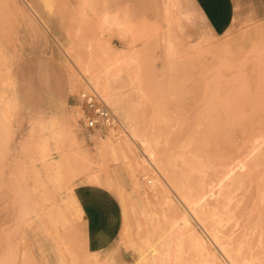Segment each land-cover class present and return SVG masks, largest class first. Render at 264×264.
<instances>
[{"label":"rangeland","instance_id":"obj_1","mask_svg":"<svg viewBox=\"0 0 264 264\" xmlns=\"http://www.w3.org/2000/svg\"><path fill=\"white\" fill-rule=\"evenodd\" d=\"M144 10L134 26L108 14L60 19L65 32L54 34L29 1L0 0V264H136L153 245L166 253L164 262L149 253L157 264H205L211 254L224 264L228 255L264 264V154L245 142L264 126V14L239 1L229 32L215 36L189 0H148ZM91 89L125 126L120 139L84 130L80 95ZM125 139L131 165L108 145ZM145 139L160 142L162 157L183 145V157L169 154L176 162L168 177L150 164ZM248 168L251 176L230 188ZM79 185L105 187L121 206L120 233L103 254L67 242L80 215L70 199ZM203 193L205 209L186 200Z\"/></svg>","mask_w":264,"mask_h":264},{"label":"crops","instance_id":"obj_2","mask_svg":"<svg viewBox=\"0 0 264 264\" xmlns=\"http://www.w3.org/2000/svg\"><path fill=\"white\" fill-rule=\"evenodd\" d=\"M27 1L32 3L39 17L47 19L50 31L54 34L65 32L60 19L69 17L108 14L118 23L134 26L148 16L144 10V2L148 0ZM189 1L200 21L215 36H221L230 29L237 15L239 1L251 7L256 16L264 14V0ZM45 2L54 4V13H50L44 6ZM74 196L81 213L66 234L67 242L81 254L105 253L116 242L122 226L119 202L108 189L98 185H79L74 189Z\"/></svg>","mask_w":264,"mask_h":264},{"label":"bare ground","instance_id":"obj_3","mask_svg":"<svg viewBox=\"0 0 264 264\" xmlns=\"http://www.w3.org/2000/svg\"><path fill=\"white\" fill-rule=\"evenodd\" d=\"M180 32V31H179ZM229 32V31H228ZM228 32H226V33H228ZM229 37V36H228ZM230 38V37H229ZM229 42V41H228ZM192 44V43H191ZM191 44H189V45H191ZM218 44V43H217ZM192 45H194V44H192ZM220 45V44H219ZM226 45V44H225ZM193 47V46H192ZM195 47V46H194ZM194 47H193V49H194ZM202 48V47H201ZM223 48V47H222ZM226 48H227V46H226ZM256 49V48H255ZM225 50H227V49H225ZM257 50V49H256ZM255 50V51H256ZM262 51H264V50H262ZM171 52V51H170ZM216 52V51H215ZM255 54H257V53H254V54H252V57L254 58L255 56H258V55H255ZM262 55H263V52H262ZM256 59V58H255ZM251 61H253V60H251ZM257 61V60H256ZM219 65V64H218ZM232 74V73H231ZM245 75V74H244ZM237 78V77H236ZM235 78V79H236ZM245 81H246V79H244ZM235 81V80H234ZM239 81V78L237 79V82ZM243 82V81H242ZM247 82V81H246ZM240 83V82H239ZM243 84V83H242ZM241 83H240V85H242ZM236 85V84H235ZM243 86V85H242ZM247 86V85H246ZM251 86V85H250ZM252 87V86H251ZM234 88V87H233ZM250 88V87H249ZM235 90H236V88H235ZM237 92L239 91V90H236ZM232 94V93H231ZM234 94V93H233ZM238 94V93H237ZM237 94H234L235 96L237 95ZM241 94V93H240ZM239 95V94H238ZM248 96H249V91H248V94H247ZM250 96H251V94H250ZM237 97V96H236ZM241 97V96H240ZM243 97V96H242ZM109 98V97H108ZM246 98V97H245ZM255 98H256V95H255ZM230 99V98H229ZM232 99V98H231ZM251 98H249V99H247V100H250ZM225 100V99H224ZM228 100V98H226V100L225 101H227ZM233 100H234V97H233ZM251 100H254V98L253 99H251ZM112 101V100H111ZM263 101V100H262ZM113 102H115L114 104L116 105V107L118 106L117 105V103H116V101L115 100H113ZM224 103V102H223ZM229 103V102H228ZM250 102H248V104H249ZM258 103H260V102H258ZM226 104V103H225ZM251 104V103H250ZM207 106H209V104H207ZM229 106V105H228ZM221 107H222V105H221ZM223 107L225 108V105H223ZM209 108V107H208ZM223 108V109H224ZM226 108H228V107H226ZM226 108H225V110H226ZM232 108H234V106L232 107ZM236 108V107H235ZM254 108V107H253ZM230 109H231V107H230ZM257 109V108H256ZM255 109V110H256ZM262 109V108H261ZM260 109V110H261ZM209 110H210V108H209ZM224 110V111H225ZM234 110V109H233ZM238 110V109H237ZM223 111V110H222ZM222 111H220V112H222ZM254 111V110H253ZM228 112V110L226 111V113ZM232 112V111H231ZM234 112V111H233ZM249 112V111H248ZM250 112H252V111H250ZM225 113V114H226ZM229 113V112H228ZM238 113H240L241 114V112H238ZM202 114H203V112H202ZM236 114H237V112H236ZM240 114H237V115H240ZM246 114V113H245ZM68 115V114H67ZM204 115V114H203ZM227 115V114H226ZM229 115H230V113H229ZM234 115V114H233ZM250 115V114H249ZM243 116H245V115H243ZM79 117V116H78ZM202 117H204V116H202ZM227 118H228V120L227 121H229V118L230 117H228V115L226 116ZM233 117V121H234V119H236L238 116H236V118H234V116H232ZM250 117H251V115H250ZM59 118V117H58ZM74 118H75V116H74ZM226 118V119H227ZM77 119V118H76ZM221 119H223V118H221ZM250 119V118H249ZM224 120V119H223ZM237 120V119H236ZM239 120L240 119H238V123H236V124H239ZM246 120H248V119H246ZM251 120V119H250ZM232 121V120H231ZM233 121H232V123H233ZM249 121V120H248ZM224 123H226L225 121H224ZM61 124V123H60ZM227 125L226 126H230V125H232L233 126V124H228V123H226ZM77 125V124H76ZM64 126V125H63ZM73 126H74V123H73ZM225 126V125H224ZM201 127V126H200ZM72 128V127H71ZM229 128V127H228ZM65 129H66V127H65ZM194 129V128H193ZM192 129V130H193ZM203 129V128H202ZM165 131V130H164ZM195 132H196V130H194ZM163 132V131H162ZM161 133V132H160ZM165 133V132H164ZM175 133V132H174ZM192 133V132H191ZM198 133H200V132H198ZM70 134L71 135H75V133H73V132H71L70 131ZM131 134H133V135H137L138 134V129H135V128H131ZM166 134V133H165ZM165 134H163V135H165ZM176 134V133H175ZM193 134V133H192ZM191 134H189V136H190ZM160 136H161V134H160ZM197 136H198V134H197ZM200 136V135H199ZM201 136L202 137H204L203 136V133L201 132ZM162 137V136H161ZM186 137H188V135L186 134V136H185V140L184 141H186ZM191 138L193 137V135L192 136H190ZM202 137H201V140L199 141V142H201L202 141ZM131 138H132V136H131ZM157 138H158V136H157ZM236 139V138H235ZM234 139V140H235ZM193 140V139H192ZM194 140H198V139H194ZM193 140V141H194ZM238 140V139H237ZM179 141V140H178ZM177 141V142H178ZM187 141H188V139H187ZM189 141H190V139H189ZM193 141H191V143H194ZM242 141V144H243V140H241ZM255 142L254 143V145L255 146H258L257 147V149L259 148V150L261 149V147H262V150L261 151H263L264 150V126L263 127H261V126H258V127H253L252 129H250V133L248 132V135L245 137V142ZM199 142H198V144H199ZM205 142V141H204ZM204 142H202L203 143V145H205L204 144ZM159 143L160 142H158V140H154V139H152V143L151 142H149V141H146V139L143 141V147H144V149H145V152L149 155V160H150V164L156 169V170H158V172H160V174H161V176L163 177L164 175L165 176H167L168 177V172L169 171H171V168H175V166H173V164H172V161L174 160L175 161V159H173V157L174 158H176L177 156H176V153H172L174 150L179 154L178 156H181V147H183V145L181 146V144H177V145H180V147L179 146H174V148H173V150H172V152L170 151L169 152V154H174V156L172 157V155H169V154H164L163 155V157L161 156V155H159V153H158V151L160 152V148L159 149H157V147H158V145H159ZM179 143V142H178ZM187 143L188 142H185V144L187 145ZM190 143V142H189ZM201 143V144H202ZM197 144V143H196ZM197 144V145H198ZM201 144H199L200 145V147H201V149L203 148L202 146H201ZM108 145H109V147H110V149H111V152L113 153V154H116V153H118V154H120V156L122 157V158H124V161L126 162V163H130V165H131V162H130V156H134V153H133V150L131 149V144H130V142H129V140H124L122 143L120 142V143H117V144H115V143H110V142H108ZM175 145V144H174ZM189 145H195V143L194 144H189ZM198 145V146H199ZM164 146V145H163ZM196 146V145H195ZM197 146V147H198ZM190 147H192V146H190ZM166 148V147H165ZM240 148V147H239ZM168 149V148H167ZM172 149V148H171ZM194 149V148H193ZM192 149V150H193ZM204 149V148H203ZM166 150V149H165ZM183 150H185V147L183 148ZM182 150V151H183ZM197 150H199V147H198V149H196L195 151H197ZM174 151V152H175ZM180 151V152H179ZM186 152L188 151V150H185ZM200 151V150H199ZM204 150H202V151H200V157H201V159H202V157L204 158V156H202L203 154H201L202 152H203ZM260 151V152H261ZM184 152V151H183ZM191 152V151H190ZM190 152H188V153H190ZM194 151H192L190 154L191 155H193L192 153H193ZM260 152H258L259 154H264V152L263 153H260ZM252 153V151L250 152V154ZM186 154V153H185ZM184 154V155H185ZM189 154V155H190ZM205 154V153H204ZM255 154H257V152L255 153ZM254 154V155H255ZM259 154H257V155H259ZM195 155V154H194ZM197 155H198V153H197ZM248 154H246V156H247ZM253 155V156H254ZM186 156H187V154L184 156V158H186ZM249 156V155H248ZM247 156V157H248ZM181 157H183V156H181ZM180 157V158H181ZM192 157V156H191ZM191 157H189V158H191ZM197 157V156H196ZM195 157V158H196ZM198 157H199V155H198ZM179 158V159H180ZM183 158V159H184ZM246 158V157H245ZM261 158H263V157H261ZM173 159V160H172ZM182 158H181V160H183ZM192 159V158H191ZM190 159V160H191ZM194 159V158H193ZM192 159V160H193ZM198 159H200V158H198ZM243 159V158H242ZM257 159V158H256ZM253 160V159H252ZM251 160V161H252ZM259 160V159H258ZM194 161V160H193ZM196 161H197V159H196ZM240 161V160H239ZM242 162L244 161V160H241ZM240 161V162H241ZM176 162V161H175ZM177 162H178V160H177ZM241 162V163H242ZM250 162V161H249ZM249 162H247L248 164H249ZM256 162L258 163V161L256 160ZM187 163H189V162H187ZM192 163V162H191ZM259 163H262V162H260L259 161ZM176 164V163H175ZM174 164V165H175ZM178 164V163H177ZM179 164H181V163H179ZM182 164H183V162H182ZM190 164V163H189ZM243 164V163H242ZM255 164V163H254ZM184 165V164H183ZM191 166H192V164H190ZM194 165H196V162H195V164ZM200 165V164H199ZM173 166V167H172ZM177 166V165H176ZM181 166V165H180ZM201 166V165H200ZM235 166H238V164L237 165H235ZM242 166V165H241ZM245 165H243L242 166V168L244 167ZM179 167V166H178ZM248 167V166H247ZM254 167V166H253ZM256 167V166H255ZM257 167H259V166H257ZM180 168V167H179ZM185 168H186V165H185ZM197 168H199V167H197ZM241 168V167H240ZM253 169V168H252ZM175 170V169H174ZM173 170V171H174ZM176 170L178 171L179 169L178 168H176ZM263 170V169H262ZM181 172V171H180ZM252 172H254V170H252ZM172 173V172H171ZM174 173H177L176 171L174 172ZM194 173V172H193ZM239 173V172H238ZM179 174V173H178ZM178 174H176V175H178ZM188 174V173H187ZM241 174V173H240ZM171 175V174H170ZM251 176V170L248 168L247 169V172L245 173V174H242V175H240V176H242L241 178H237V181H235V182H232L231 184H230V188H237L241 183H243V180L245 179V177H247V176ZM177 177V176H176ZM164 178V177H163ZM179 178V177H178ZM178 178H176V180H178ZM181 178V177H180ZM193 178V177H192ZM183 179V178H182ZM186 179V178H185ZM184 179V180H185ZM183 180V181H184ZM185 181H187V180H185ZM137 182V181H136ZM177 182V181H176ZM192 182V181H191ZM190 182V183H191ZM159 183V182H158ZM183 183V182H182ZM196 184V183H195ZM238 185V186H237ZM196 186V185H195ZM194 186V187H195ZM222 187V186H221ZM187 188V187H186ZM193 188V187H192ZM187 191V190H186ZM191 191H193V190H191ZM185 192V191H184ZM227 193H228V191H226ZM196 193V192H195ZM191 194H193V192L191 193ZM230 194L231 193H229V196H230ZM186 196V195H185ZM189 196V195H188ZM192 196V195H191ZM205 196H206V193L204 194H199L196 198L194 197H192V198H189V197H186V200L188 201V202H194V203H196L197 205H199L201 208H203V209H205L206 208V204L204 205V203H205ZM231 197V196H230ZM233 197V196H232ZM220 198V197H219ZM70 199L73 201V204L75 205V207L77 208V210L79 211V214L81 213L80 212V208H79V206H78V203H77V200H76V198H75V196H72V193H71V196H70ZM208 200V199H207ZM211 201H213V200H211ZM225 201V200H224ZM233 202V201H232ZM209 203H210V200H209ZM209 203H208V206H209ZM229 203V202H228ZM240 204V203H239ZM212 206V205H211ZM237 207H238V205H236ZM238 208H240V207H238ZM254 208V207H253ZM255 210V209H254ZM204 211V210H203ZM208 212L210 213L211 212V210L209 209L208 210ZM208 213V214H209ZM63 215V214H62ZM61 216V215H60ZM83 216V215H82ZM182 219L184 220V221H187V218H186V215L185 214H182ZM38 229V228H37ZM173 230L172 229H169L168 231H166V233L165 234H163V235H161L160 236V241L159 242H162L161 240H164V238L166 239V237L167 236H169L170 234H171V232H172ZM40 234V233H39ZM159 235V234H158ZM42 237V236H41ZM37 238V237H36ZM168 238V237H167ZM42 240V239H41ZM167 240V239H166ZM165 240V241H166ZM41 243V242H40ZM166 243V242H165ZM195 243L197 244V245H199L200 246V249L201 250H204V249H206V243L203 241V240H200V238H197V239H195ZM162 245H164V242H163V244ZM167 245V244H166ZM165 245V246H166ZM168 246V245H167ZM166 246V247H167ZM44 247V246H43ZM208 247V246H207ZM177 248V247H176ZM223 248V247H222ZM219 249V248H218ZM224 249V248H223ZM162 250H164V249H162ZM161 250V248L159 247V246H157V245H153L149 250H147V251H149V253L150 254H155L157 257H156V260L158 259L160 262H164L163 261V256L166 254L165 253V251L163 252ZM210 250V249H209ZM141 251V252H140ZM139 251V258H138V260H137V262H136V264H157L156 263V261H154V258H153V260L151 261L150 260V257H149V253H147L146 251H143V250H140ZM211 251L213 252V250L211 249ZM167 252V251H166ZM169 253V252H168ZM202 253V255L205 257V256H207L208 255V249L207 250H205L204 252L202 251L201 252ZM214 253V252H213ZM222 253V252H221ZM154 256V255H153ZM152 256V257H153ZM211 256V258H212V260L211 261H208L207 260V258H205V264H224L222 261H219V258L217 257V255H213V254H211L210 255ZM228 257H229V259H228ZM228 257L227 258H225V259H227L228 261L230 260V262H229V264H237L234 260H233V258H231L229 255H228ZM169 260V259H168ZM168 260L166 259V261L168 262ZM135 263V262H134ZM169 264V263H168Z\"/></svg>","mask_w":264,"mask_h":264},{"label":"built area","instance_id":"obj_4","mask_svg":"<svg viewBox=\"0 0 264 264\" xmlns=\"http://www.w3.org/2000/svg\"><path fill=\"white\" fill-rule=\"evenodd\" d=\"M84 105L83 128L86 131H113L114 138L120 139L126 133L125 126L118 120L112 108L91 89L80 95Z\"/></svg>","mask_w":264,"mask_h":264}]
</instances>
